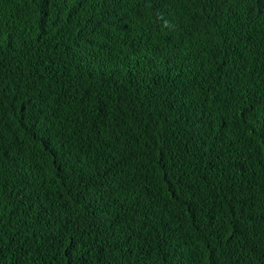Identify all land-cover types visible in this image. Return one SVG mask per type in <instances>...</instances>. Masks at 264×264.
Segmentation results:
<instances>
[{
    "label": "trees",
    "instance_id": "obj_1",
    "mask_svg": "<svg viewBox=\"0 0 264 264\" xmlns=\"http://www.w3.org/2000/svg\"><path fill=\"white\" fill-rule=\"evenodd\" d=\"M0 264H264V0H0Z\"/></svg>",
    "mask_w": 264,
    "mask_h": 264
},
{
    "label": "bare ground",
    "instance_id": "obj_2",
    "mask_svg": "<svg viewBox=\"0 0 264 264\" xmlns=\"http://www.w3.org/2000/svg\"><path fill=\"white\" fill-rule=\"evenodd\" d=\"M121 5V4H120ZM136 63V62H135Z\"/></svg>",
    "mask_w": 264,
    "mask_h": 264
}]
</instances>
